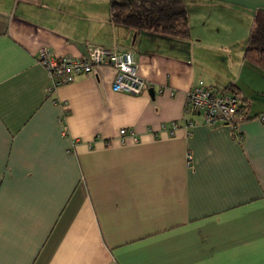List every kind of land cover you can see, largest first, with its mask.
I'll return each mask as SVG.
<instances>
[{
  "label": "crops",
  "instance_id": "obj_1",
  "mask_svg": "<svg viewBox=\"0 0 264 264\" xmlns=\"http://www.w3.org/2000/svg\"><path fill=\"white\" fill-rule=\"evenodd\" d=\"M110 1L0 0V264H264V73L237 43L264 0H185L188 40ZM90 46L131 53L142 93L110 67L47 93L39 51ZM198 81L247 102L240 141L185 114Z\"/></svg>",
  "mask_w": 264,
  "mask_h": 264
},
{
  "label": "built area",
  "instance_id": "obj_2",
  "mask_svg": "<svg viewBox=\"0 0 264 264\" xmlns=\"http://www.w3.org/2000/svg\"><path fill=\"white\" fill-rule=\"evenodd\" d=\"M86 59H72L68 57L52 56L46 49H41L38 54V63L47 73L50 86L47 93L55 88L73 82L77 77L89 75L96 67H110L115 72L112 90L138 96L145 88V82L137 73L134 57L129 52H113L104 48L90 46L87 48ZM240 106V98L235 94L217 92L198 81L186 95L185 114L199 115L204 126L215 128L228 126L233 137L238 141L241 135L237 133L236 112ZM264 120V118H262ZM194 123L185 121L183 128L190 130ZM178 129V124H171V131ZM172 132L170 133L172 135ZM121 137L126 136V131L119 132ZM133 143L137 139L130 137ZM190 159L189 156H187Z\"/></svg>",
  "mask_w": 264,
  "mask_h": 264
},
{
  "label": "trees",
  "instance_id": "obj_3",
  "mask_svg": "<svg viewBox=\"0 0 264 264\" xmlns=\"http://www.w3.org/2000/svg\"><path fill=\"white\" fill-rule=\"evenodd\" d=\"M110 16L114 24L136 32L147 31L174 39H189L185 0H111ZM243 59L264 73V11L261 9L253 15ZM247 111V102L240 98L236 124L253 119L247 117Z\"/></svg>",
  "mask_w": 264,
  "mask_h": 264
},
{
  "label": "rangeland",
  "instance_id": "obj_4",
  "mask_svg": "<svg viewBox=\"0 0 264 264\" xmlns=\"http://www.w3.org/2000/svg\"><path fill=\"white\" fill-rule=\"evenodd\" d=\"M242 21H244V24L240 22V20H238V22L241 23V27H243V31L239 33V35L237 36L238 38V41L237 43L241 44L242 42H246V39L248 37V34H249V31H250V28H251V25H252V21H253V16L250 19L246 18V19H242ZM232 31V29H230ZM251 101L253 103V105H256L259 103V99H254L253 96L251 98Z\"/></svg>",
  "mask_w": 264,
  "mask_h": 264
}]
</instances>
